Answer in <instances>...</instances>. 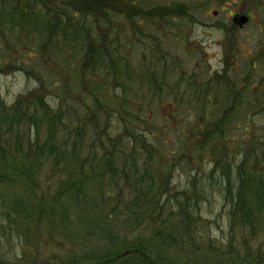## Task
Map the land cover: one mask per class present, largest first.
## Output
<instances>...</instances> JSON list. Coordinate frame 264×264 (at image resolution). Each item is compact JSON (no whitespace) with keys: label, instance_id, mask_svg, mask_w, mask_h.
<instances>
[{"label":"trees","instance_id":"16d2710c","mask_svg":"<svg viewBox=\"0 0 264 264\" xmlns=\"http://www.w3.org/2000/svg\"><path fill=\"white\" fill-rule=\"evenodd\" d=\"M186 8L180 2L147 0H0V35L7 33L12 43L21 44L22 49L16 51L19 56L28 51H46L62 69L55 73L46 67V74L39 72V90L25 92L11 103L0 99V184L7 194L0 199L5 220L2 228L35 232L40 227L53 226L57 216L61 229L68 232L66 213L75 207L78 239L82 237L78 227H98L114 212V207L107 210L102 203L115 191L122 192L123 186L136 184L142 190L145 182L149 190L156 188L161 194V185H155L149 169L156 147L145 134L153 135L166 124L160 123L158 129L147 128L156 113L152 99L163 93L170 94L171 103L186 102V111L195 110L194 134L202 135L196 146L206 152L207 145L216 164L220 148L224 149L217 142L224 138V115L235 103L219 107L220 102L201 99L199 90L194 88H184V95L176 96L177 83L174 94L171 87L164 88L173 63L160 51L151 28L160 31L165 16L187 13ZM113 14L123 18L124 26L118 25ZM135 38L141 44L155 41L147 57L143 50L133 54L131 42ZM14 63L17 69L32 73L22 62ZM46 86L56 92L58 102L54 106L43 94ZM66 86H70V94L75 93L76 105L58 92ZM143 87L146 92L141 91ZM239 99L238 102L244 101L243 96ZM218 108L224 111L223 115H216ZM210 115L213 118L205 120ZM204 120L208 129L203 127ZM255 161L257 168L249 167L244 159L237 164L236 185L227 174V162V173L223 172L225 177L221 180L225 199L230 202V224L247 229L251 235L264 232V160ZM141 167L149 173L140 171ZM131 174L133 183L128 178ZM51 183H55L54 192L49 190ZM201 188L195 184L194 191L201 192ZM62 192H68L72 199H58ZM97 195L100 206L95 202ZM91 208L99 209L96 220H83ZM111 232L104 236L123 240ZM134 242L123 255L111 246L105 251H91L86 264H157L159 255L151 259L143 247H138L139 239ZM51 264L66 261L55 260Z\"/></svg>","mask_w":264,"mask_h":264},{"label":"rangeland","instance_id":"374dc122","mask_svg":"<svg viewBox=\"0 0 264 264\" xmlns=\"http://www.w3.org/2000/svg\"><path fill=\"white\" fill-rule=\"evenodd\" d=\"M147 2H180L187 5V13L165 16L162 29L160 27V31H157L159 33L151 27L156 33L154 39L162 48L160 51L166 54L167 61L173 63V70L165 78L167 84H164V88L171 87V94H174L175 83L179 84L176 91V96H179L184 95V88L190 89L192 86L196 89L209 79L215 82L221 78L223 83L228 80L230 91L232 81L236 87L241 84L240 89L235 88L232 92L233 99L242 97V94L244 97L248 95L244 101L238 102L241 101L239 99L235 102L233 109L227 110L224 115L223 121L227 122L224 138L217 141L218 145L224 147L223 150L220 148L219 160L214 163V156L208 152L207 145H204L206 152L197 148L202 135L194 134L196 123L193 108L186 111V102L171 103L168 100L170 94L158 96L160 102L154 96L152 107L156 113L151 123H147L150 125L147 128L156 126L158 129L160 123L166 124H162L153 135L148 132L145 135L156 147L153 148L149 169L152 177H155V185H161V194L156 188L149 190L145 182L142 183V190L136 184H131L129 188L123 186L122 192L117 194L115 191L102 203L107 210L114 207V212L98 227L87 224L85 228L78 227L81 229L79 235H82L78 239L75 238V212L78 208H70L66 213L68 232L61 229L57 216L53 226L28 232L24 228L19 231L2 228L5 220L0 204V264H51L55 260H59V263L66 261V264H86V261H90L88 253L91 251H105L111 246L117 254L121 252L120 255H123L138 239L141 243L137 246L143 247L151 259L159 255L157 264H264V232L251 235L247 229L243 231L238 225L230 224V202L225 199L221 181L225 177L223 172H226L224 167L227 162L230 169L226 173L236 185L237 164L241 160L244 159L251 168L259 167L255 159L264 160V0ZM234 13H249V21L242 27L230 26ZM122 20V17H117L119 26H124ZM154 44L155 41L151 39L141 44L135 38L131 42V49L133 54L135 50L136 53L143 50L147 57ZM21 49V44L12 43L7 33L4 37L0 35V99L6 103L35 88L39 90V72L46 74V67L55 73L62 71L55 62L56 58L52 59L48 52L40 51L38 54L37 51H28L19 56L16 51ZM190 49L196 52L190 55ZM13 61L22 62V65L32 69V73L17 69L18 65ZM221 66L225 68V74L216 72ZM248 82H251L249 94ZM141 91L146 92L144 87ZM58 92H62V97L66 94L64 99L67 102L77 104L75 93L70 94V86ZM55 93L51 86H46L43 91L52 106L58 102ZM219 109H214L216 115H223L224 111L222 113ZM211 118L212 115L205 120ZM205 120L203 127L208 129ZM39 134H44L42 129H39ZM140 171L149 173L143 167ZM133 176L128 177L130 182ZM123 182L127 184L125 180ZM195 184L201 185V192L194 191ZM49 190H56L55 183H51ZM6 196L5 187L0 184V199ZM58 199L71 200L72 197L68 192H62ZM98 201L99 195L95 202L100 206ZM98 210L91 208L83 220H96L94 216ZM110 231L111 234L116 232L121 235L123 240L120 242L104 236Z\"/></svg>","mask_w":264,"mask_h":264},{"label":"flooded vegetation","instance_id":"af4514ba","mask_svg":"<svg viewBox=\"0 0 264 264\" xmlns=\"http://www.w3.org/2000/svg\"><path fill=\"white\" fill-rule=\"evenodd\" d=\"M215 12V11H214ZM240 15V14H239ZM237 13H234L232 15V18L229 22V25L230 26H237V27H242L244 26L243 24L245 23H242V24H239L238 22V16H239ZM247 21H249V17H250V14L247 13ZM246 21V22H247ZM234 49V48H233ZM232 50V49H231ZM189 54L192 55V53L196 52L195 49H190L189 51ZM216 72L218 74H225V68L223 69V67L221 66L220 69H216ZM221 77V76H220ZM224 79V78H223ZM235 79V78H234ZM211 80V79H209ZM208 80V81H209ZM233 82V86L231 88V91H230V88L228 87V80H224V83L222 82L221 78L218 79L215 81V82H210V83H207L204 82V84H201V86H199V88H196L199 90V95L198 96H201V99H206L208 100L210 103L212 102H220L221 104H234L235 102H237L239 100V98H232V92L235 91V88L237 90L240 89V85L236 87V83L234 81ZM247 88L249 89L248 90V94H249V91L250 90V86H251V82H248V84L246 85ZM193 88L192 86L190 87V89ZM252 95V94H250ZM243 96V99H247L246 96H248L247 94H245V97H244V94H242Z\"/></svg>","mask_w":264,"mask_h":264},{"label":"water","instance_id":"95a60500","mask_svg":"<svg viewBox=\"0 0 264 264\" xmlns=\"http://www.w3.org/2000/svg\"><path fill=\"white\" fill-rule=\"evenodd\" d=\"M247 15H245V14H241V15H239L238 16V22H239V24H242V23H244V22H246L247 21Z\"/></svg>","mask_w":264,"mask_h":264}]
</instances>
